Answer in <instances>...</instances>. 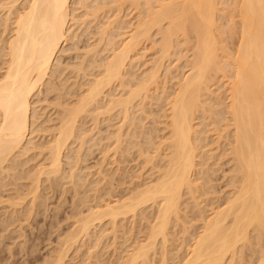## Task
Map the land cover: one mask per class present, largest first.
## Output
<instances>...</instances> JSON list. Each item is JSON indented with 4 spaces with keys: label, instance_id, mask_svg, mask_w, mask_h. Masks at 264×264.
Masks as SVG:
<instances>
[{
    "label": "bare ground",
    "instance_id": "1",
    "mask_svg": "<svg viewBox=\"0 0 264 264\" xmlns=\"http://www.w3.org/2000/svg\"><path fill=\"white\" fill-rule=\"evenodd\" d=\"M0 1L2 3V5L0 3V9L3 7V11L2 9L1 11L4 12L6 8L5 11L8 12V14L5 12L7 16L5 15L2 19L5 20L0 22V29H3L1 30L3 33L0 31L2 33L0 36H4V38L2 36V39L0 38L2 40H0L2 42H0L1 174L5 171L4 173L7 176V173H9L7 171L9 167L6 168L7 165L17 162L15 160L18 158L16 155L20 152L25 154V151L29 150L27 149L29 145L31 148L33 142L31 136L36 131L33 125L38 124L35 123L37 122L34 118L36 112L35 108L32 107V104H36V102L32 103V99L34 100L37 92L40 91L39 88L46 84L47 90L45 93L47 95L53 93L55 96L61 87L60 85H62V90H59L57 95L64 92L66 85L56 84L58 87H55L52 80L55 78L59 83V76L65 74L64 68L66 72L69 68H71L70 71H76L74 77L76 84L78 82V76L76 78V75H79L80 78L78 79L83 78L84 80H86L88 74L87 79L91 77V80L77 84L78 87L73 83V80V82L71 81L73 85L75 84V87L71 86L80 91L75 94L74 88L69 86L73 89V92L70 93H74L75 96H68L69 87L66 88L68 98L72 96L71 100L74 97L76 99L75 101L72 99L74 102L67 101L68 98H65L67 102L71 103L65 101L60 103L64 100L62 95L65 92L62 95L60 94L63 100L61 98L56 100L58 96H55L57 107L56 104H54V107L57 110L60 109L58 112L55 111V113L57 112V122L56 119L54 121L56 125L53 124L54 122L51 123L52 121H49V119L48 121L52 126L54 125L52 128L50 127L51 129H40L43 122L39 127L36 126L37 131L41 133L50 130L51 138L41 144L40 148L42 150L38 148L39 145L37 146L38 149L33 148L40 150V154L45 152L47 159L42 156L43 160L46 159V161L37 170L35 169V173L32 174V172L27 171V174L33 177L30 180L31 176H28L29 181L33 183L32 190L29 187L30 192L27 191L25 195L22 192L20 193L24 197L31 195L30 206L36 204V202L39 203L36 201L39 199L36 198V191L39 190L38 184L41 182V176L48 178L51 175L52 178H55L62 170H60L61 158L64 151L70 148L69 145L74 146L78 140L81 148L85 144V139L88 141L89 134L91 140L89 144L92 143L94 138L91 139V133L97 128L92 130L94 127L91 126V129L82 130L85 122L81 119L85 117L90 119L91 117L90 121H94L93 124H96V122L100 124L99 115L104 116V114L108 115L107 119L110 118L109 114L111 117L113 116L112 119H119L117 122L120 125L117 123L119 125L118 127L115 125L117 128L113 126L115 127L113 130H116L113 134L110 133L109 138L112 136L113 139L109 141V138H105L106 141L112 143L111 146L114 145L113 148L111 147L112 149L108 147L112 151L108 148L105 151L110 150V153L119 152L122 154L132 146V144L129 145L130 140L128 141V137L131 138L132 134H136L129 132V135L127 129H125L128 125L137 128L134 124L137 123L135 121L138 118H133L132 115L135 116L136 111L144 113L146 105L149 104L147 102H154L153 93L156 95V92L157 94L160 92V97L163 96L161 99L164 101L160 100L164 104L161 108L162 111L161 109L160 111L163 113L162 116L165 120L163 128L165 133H162L158 145H153L155 150L152 145L150 146V142L147 143L146 139L144 140L151 149L153 148L156 156H154V152V157H150L148 153L146 154L144 150L148 147H142L143 142L142 144L139 143L142 145H139L142 147L139 148V156L144 155L139 159L144 158L142 159L143 163L150 165L151 171L154 169L149 176L150 181L148 182V179L146 183L144 182L145 184L142 183L143 187L137 185L140 188L135 187L134 192L130 191L132 192L131 195L129 194L130 196L128 195L126 198L122 199L121 197L122 200L114 199L113 202L105 201V203L102 202L103 204H95L93 208H88V216L80 217L76 214L80 217L79 220L76 219L78 225L74 224L76 225L75 229H72L71 234L69 233V236L67 235L68 237H65V240L62 241L54 260L53 258L48 260L53 261L51 264H64L68 251L72 249L71 247L80 241L84 242L85 238L88 240L91 238L95 223L99 222L100 224L101 221L107 220L108 224H111L112 232H115L117 231L116 226L119 219L121 221V218L125 217L124 219H127L126 216L133 217L132 219L137 218L139 212L142 216L144 215L143 218L146 222L151 221L146 227L147 233H144V243L141 242L142 244L136 245L121 264H146L150 262V255L154 254V258L157 255L154 253L156 252L154 250L157 248V243L161 244L162 247L159 246L161 250L164 247L166 249V245L170 242L169 237H171L169 231L178 226L179 223H181V227L185 225L182 229L184 230L182 234L184 237L183 240L181 239L184 246L180 244V247L184 248V252L180 256H178L179 253H176L177 256L172 257L173 259L176 258L175 262L170 259L172 264H264V10L260 7L261 0H110V2L106 0L108 3L102 1L103 4L101 0H96V4L93 0L87 2H92V5L94 2V6H91L90 3L87 4L86 0H78L77 2L76 0ZM3 2L5 5H3ZM130 8L135 15L128 22H125L123 18H127L128 15H124V12ZM105 9H108V13L115 9L112 12L114 15L109 16L107 14L106 18L104 17L106 22H104L105 20H103L104 23L100 21V27L98 25L100 30L98 29L99 31L96 30L98 32H95L98 39L93 37L96 40L95 43L92 40L93 44L87 45V48L90 49L85 48L83 61L81 60L79 64H75L76 66L70 64V67H68V63L65 64L68 68H62L61 55L66 52L71 53V51L77 53L80 50L78 44L81 41L79 40L81 35L78 32L81 28L87 31V28L95 23L98 16H101L100 11H106ZM79 10H83V12L76 15ZM103 13L105 15V12ZM227 14L229 21L226 23L228 24L222 26L220 21L228 20L226 19ZM234 19L236 20L234 21ZM76 29H79V31ZM114 30L120 32L114 35V32H112ZM92 33L90 34L92 35ZM225 34L226 36L228 34L229 39L225 38ZM156 36H159L158 40H155ZM223 36L226 40L234 37L238 39L232 52L228 51ZM69 42L72 43L71 46L65 48ZM147 42L153 44L155 49L158 46L159 55H157L150 69L145 70L139 76L137 73L133 74L130 70L133 65L139 63L142 59L141 52H143V46ZM224 43L226 44L224 45ZM175 47L177 50L183 48L181 52L186 51L190 53V56L184 59L185 64L184 67L182 66L186 71L181 74L173 87L169 88L171 91L167 92L168 89L165 85L174 78H169L172 74L170 68L167 67L164 76L165 83L162 82L165 89L164 87L159 88L160 85L163 86L160 83V71L164 67L165 60L170 57L171 51L174 52V49L176 51ZM101 55V58L94 59V56L98 58ZM182 55L180 56L182 57ZM91 56H93L94 60H91L93 62L88 60L86 65L87 58L91 59ZM179 62L181 61L179 60ZM136 66L138 68V65ZM86 70L89 71L87 76L85 75ZM80 73L83 75H81L82 77ZM49 79L52 82H48ZM55 79L54 83H57ZM219 80H224L225 84L222 82V85L225 86V97L224 93L223 96H219L212 89L217 82L220 83ZM157 96L159 98V95ZM63 97H66V95ZM158 100L156 98L157 102ZM134 110L136 111L131 115ZM102 117L101 119H103ZM130 117L133 120H130ZM105 118L103 121L106 120ZM198 120L200 123L197 122ZM80 121L83 122L82 126ZM49 124L47 125L49 126ZM130 129L132 128L130 127ZM123 137H125V141ZM144 137L147 138L146 135ZM152 138L147 140L152 141ZM210 139L212 141H209ZM73 140L76 141L74 144L72 143ZM95 141L96 139L93 142ZM127 141L126 144L129 145V148L125 144ZM213 144L216 145L215 150H220L219 153L206 157L212 151L207 148ZM133 145L138 148V143ZM32 146L36 145L32 144ZM84 146L88 148L90 145ZM125 146L126 148H122ZM150 147L146 152L151 150ZM80 148L75 151L78 152L77 156L79 157L81 155L79 151L82 152V148ZM143 148L144 150H142ZM102 152L101 154H103L102 156L105 155L106 162V152L104 150ZM108 152L107 154L110 156ZM115 155L117 154H113V156ZM64 157H67L65 153ZM215 157L219 159L221 157H223L222 159L226 158L228 163L231 164V176L227 179L229 181V186L228 184L227 186L231 189V192H228L229 197L221 203L218 202L222 199L214 197L218 200V204H213L212 202H215V199L212 198L214 200L211 202L213 206L209 208L208 212L210 211V213L208 214L205 208L208 207V197L212 193L215 194V191H212L214 186L211 184L214 181L212 174L214 175L216 171L214 172V169L210 168V165H207L204 160L206 158L212 160ZM145 163L144 166L149 167ZM17 170L15 171L18 174L19 170ZM70 171L72 170L70 169ZM211 172L212 174H210ZM10 175L12 176L11 171ZM26 175L20 176L27 179V177L24 178ZM74 175L69 178L73 180ZM211 176L213 179H211ZM15 181H18V179ZM2 183L0 178V184ZM0 187H4V184ZM108 192H106V195ZM23 196L20 194L14 196L15 198L12 197V200L15 201L12 204L6 202L5 199L2 202L5 201L6 204L8 203L10 206L17 208L16 206L20 207L19 203L22 204L21 197ZM17 197L19 198L17 199ZM24 197L23 200L27 196ZM188 201L189 203H187ZM30 206L28 205L29 209ZM149 208L152 210H150L152 219L147 218L149 216L147 214L150 213L149 210L147 211ZM12 211L14 212L15 209ZM183 217L190 220L189 223L194 220V223L190 224V228L195 229L194 233L189 231ZM26 219L28 221L29 218ZM91 229H93L92 232ZM114 232L112 234H115ZM185 237H188V239ZM170 239L172 240V238ZM165 249L162 250L161 255L163 260L166 257L163 254ZM160 259L162 261V257ZM167 261L166 258L164 264ZM44 263L46 264V262Z\"/></svg>",
    "mask_w": 264,
    "mask_h": 264
},
{
    "label": "rangeland",
    "instance_id": "2",
    "mask_svg": "<svg viewBox=\"0 0 264 264\" xmlns=\"http://www.w3.org/2000/svg\"><path fill=\"white\" fill-rule=\"evenodd\" d=\"M77 1L78 0H76V2ZM88 1H92V0H86V3ZM93 1H95V4L97 3L96 0H93ZM102 1H103V3H108L107 1L110 2V0H107V1L101 0V3H102ZM104 1H106V2H104ZM5 2H6V0H5ZM0 3H1V1H0ZM89 3L91 4V6H94V2H93V5H92V2H89ZM89 3H87V4H89ZM1 5H2V3H1ZM3 5H5L4 2H3ZM1 9H0V22L4 21L5 19L4 20H2V19L5 17L6 14H8V12L5 11L6 8H5L4 12H2L3 9H2V11H1ZM105 10L106 11H104V10H102V12L100 11L101 16H98V18H97V20L99 22L96 20L94 24L92 23L93 25L88 24L90 26L88 27L89 29L87 28V31L83 28H81L80 31H79V29H76L77 31H79L78 33L81 35V39H79V40H81L82 42L80 41L78 44V46L80 45L79 47H80L81 51L78 50L77 53H76V51L75 52L71 51V53L66 52L65 54H62L61 55L62 60L60 59L61 63H62L61 64L62 68H64V67L68 68V67H70L69 66L70 64L71 65H75V64L77 65L82 60V58L84 59L83 53L85 52V48H87V45H91L92 40H94V43H95L96 40L93 38V37H95V38L97 37V35H96L97 33L95 34V32H98L100 30L99 27H100L101 23L106 22V19H104V17L106 18L107 14H109V16L114 15V14H112V12L115 9L112 11H109L111 13H108V9H105ZM5 12H6V14H5ZM82 12H83V10H79L78 13H76V15L81 14ZM103 12H105V15ZM129 14H131V15L129 16ZM98 15H99V13H98ZM124 15H126V16L128 15V17H130V18H128V17L123 18L125 20V22L126 21L128 22V20H130L133 17V15H135V14H134V12H131V8H130L124 12ZM228 17L229 16L227 14L226 19H228V20L224 19L225 23H224V21H220L222 23V26H223V24L224 25L228 24V23H226L229 21ZM100 18H101V20H100ZM103 20H105V21L103 22ZM235 20L236 19H234V21ZM100 21H101V23H100ZM1 25L3 26V24H1ZM98 25H99V27H98ZM2 26H1V28H2ZM75 28H77V27H75ZM82 29L85 31H83ZM1 30H3V29H0V31ZM96 30H98V31H96ZM1 32L3 33V31H1ZM1 32H0V34H2ZM84 32H85V34H83ZM92 32H94V33H92ZM112 32H114V35H115V33H119L120 31L118 32V31L114 30ZM86 33L88 36L90 35L88 38L86 37L87 36ZM90 33H92L93 36ZM84 35H86V36H84ZM1 36H0L1 39H2V37L4 38V36H2V37ZM82 36H84V37H82ZM224 36H225V38L229 37L228 34H227L228 37L226 36V34ZM224 36H223V39H225ZM158 37L159 36H156L155 40H158L159 39ZM91 38H93V39H91ZM86 39H89V40H86ZM96 39H98V37ZM227 40H226V43H227L228 51L230 50L229 52H232L234 49L233 47H236V43H237L238 39H236V37H234L233 39L228 40V42H227ZM231 40H234V41L231 42ZM226 43H224V45ZM71 44L72 43L69 42L65 48H69V46H71ZM144 47H145V50H144ZM154 47L155 46H153V44L151 45L150 42H147L146 45L143 46L142 51L144 52V54H143V52H141L142 53L141 56H143L144 58L141 57L142 59L140 60V62L133 65L134 70L135 69H137V70L134 71L133 68H131V70L129 69L130 72H133V74L137 73L140 76V75H142V73L145 70L150 69L154 60L157 58V55H159L158 54V46H156V49ZM83 48H84V51H83ZM91 48H92V46H91ZM89 49L90 48H87V50H89ZM182 49L177 50V48H176V51H175V49L173 50L174 52L171 51L170 57H168L169 59L167 58L165 60L164 67L160 71L161 72L160 83H162V82L165 83L164 76L166 75V68L167 67L170 68V71L172 74V76H169V78H171V77L174 78L170 82H167V84L165 85V87L168 89L167 92L171 91L169 88H172L173 85L177 82V80L181 76V74L186 71V69H183V67H184L183 65L185 64L184 59H186L187 56H190L189 55L190 53H188L186 51L181 52ZM184 49H185V47H184ZM226 50H227V48H226ZM173 53H174V56H173ZM184 54H186V55H184ZM180 55H182V57L184 56V58H182ZM177 56H179L181 59ZM92 57L93 56H91V59L88 57L87 61L85 58V61H86L85 64L88 63V60L91 61L93 59ZM95 57L96 56H94V59L97 60V59H99V57L101 58L102 55L98 56V58H95ZM177 59H178V61H177ZM65 60L66 61L68 60V62H66ZM179 60L181 62H179ZM91 62H93V61H91ZM65 64H68V67ZM136 65H138V68ZM70 69L71 68H69V70H67V72H66L65 68L63 69L65 74L62 71L63 75L59 76L60 79L62 78L61 80L58 79L60 81L59 83H58L57 79L54 78L55 81H57V83L56 82L54 83V79H52L53 84H55V87H58V86H56V84L57 85L63 84V86L65 84L66 85L65 87L67 88V87L73 85V83H75L76 79L74 77H75L76 71L74 70L75 72H73L72 70L70 71ZM69 71H70V73H69ZM88 72L89 71L85 72L86 74L85 73L84 74L87 76ZM68 73H69V75H68ZM67 75H68V77H67ZM81 75L82 74L80 73V76ZM77 76H78V78H80L79 75H76V78H77ZM88 76H89V74H88ZM87 77L85 78L86 80H84L83 78H81L82 80L77 78V81H78L77 84H79L81 82L85 83V81L87 82L88 80H91V77L88 79H87ZM49 81H51V80L49 79L48 82ZM64 81H66L67 83ZM219 81H220V83L217 82L216 83L217 85L215 84L212 89L214 90V92L216 94L218 93L219 96L220 95L223 96L225 86L222 85V82H223V84H225V83H224V80H219ZM61 82H64V83H61ZM77 84H76V87H78ZM60 86L62 87V85H60ZM73 86H71V87L74 88L75 86L74 87ZM46 87H47L46 84L43 85L42 87H40L39 88L40 91L37 92L36 97H34V100L32 99V103L36 102V104L35 103L32 104L33 105L32 107L35 108V112H36L35 116L36 117H34V118L36 119L35 121H37L35 123H38V124H35L33 122L35 124V125H33L34 126L33 128L36 130L34 133L36 135L32 134L31 139L33 138L32 144H34L36 146H32V144H31V148L29 147L30 145L27 148V149H29L28 150L29 152L25 151V154L23 152H22L23 154H21V152H20L18 155H16L18 158L20 157L19 159L17 157H16L17 159H15V160H17L18 163L15 161L14 164L9 163L10 165L9 164L7 165L6 168L8 169V167H9L8 170L6 169L7 171H9V173H7V176H6V173H4L5 171L2 173V174H4L3 177H2V174L0 173L1 182H3L2 184H4V187H0V201L1 202L5 199L6 202H9V203L11 202L10 204H12L13 202L15 203V201L12 200V197L15 198L14 196L20 195V194H21V196L25 195L27 193V191L30 192L29 187L32 190L31 186L33 185V183H32V181H29V179L31 180L33 177H32V175H29L27 173L28 172L29 173L32 172V174L35 173V171L38 169V167L40 165H43V163H45L44 161H46L47 155L44 154L45 152L40 154L41 151L40 150L38 151L36 149H38V148L41 149L40 148L41 144H43L44 141H46V140L48 141L51 138L50 130H49L50 133L47 131L45 133L44 132L41 133V132L37 131L38 130L37 127H39V125H41L42 122H43V124H42L43 126L41 125L40 129L41 128L49 129L50 127L52 128L54 125H56V123L54 121H55L56 116H57L56 113L60 109L57 110V108L54 107L55 106L54 104H56V107H57V102H55V101L59 100V98H61L60 94L62 95V93L65 92V94L62 95V98L64 100L61 98L63 101L60 100V101H62L60 103H64V101L67 102L68 100L71 102H74L76 100L74 97L72 98L74 101L72 99L70 100V98L74 95V93L73 94L70 93V92H73V89L70 87L68 88V90H69L68 96L69 95H72V96H70V98H68L67 93H66L67 89L65 87H64L65 89L63 88L64 92H61L59 95H57L59 93V90H62V88L60 87L61 89L59 88L57 94H55V96L56 95L58 96V99H56V97L54 96L53 93H51V94L49 93V95H47V93H45V91L47 90ZM160 87H164V84H163V86L160 85L159 88ZM165 87H164V89H165ZM161 89H163V88H161ZM161 89H160V91H161ZM77 90L78 89L75 90V88H74V92H76L75 94L80 92ZM56 91H57V89H56ZM65 95H66V97H63ZM153 95H154V102L149 101V102H147L149 104L146 103L147 105L145 107L144 113H138L136 110H134L131 113V115H132L136 111V113L134 114L135 116L132 115V117L133 118L136 117L139 120V122H138V120L135 121L137 123L134 124V126H136L137 128H135V127L133 128V126H131V125L130 126L128 125L125 128V129H127V132L129 135L131 132L136 133L135 135L132 134L131 138H130V136L129 137L127 136L128 141L130 140L129 145L132 144V146H130V148L132 150L129 148V145L126 144V143H128V141H127V142H125V144L127 145V148H129L130 150L127 149L128 152H126L127 151L126 150L125 151L126 154L122 153V154H124V155H122L119 152L110 153V150L114 146V145L111 146L112 143L109 142L113 139L112 136H111V138H109L110 133L113 134L114 130H116V129L113 130V128H115L116 126L118 127L120 125L117 122V121H119V119L118 120L117 119L114 120V118L112 119L113 116L111 117L110 114H109V117H110L109 119H107V117H108L107 114H104V116L99 115L101 122H100L99 117H98V121L100 122V124L96 122V124L94 123L95 124V126H94V124H93L94 121H92V122L90 121L91 117H90V119L85 117L84 119H81L83 122H85V123L82 122L84 124L82 130L86 131V129H88V128L91 129L92 127H94V128H92V130L97 128L96 130L93 131V133H91V139L94 138L93 141L95 139H96V141L95 142L92 141V143L89 144L91 142V140L89 139V136H90V134H89L88 135V141L89 142L85 139L84 145H87V146L90 145V146H88V148H86L83 145L84 147L83 146L81 147L82 152L78 150L79 153L81 154L80 157L77 156L78 152H75V151H77V148L78 149L80 148V144L78 143L77 139H74V140H77V142L74 140L72 141L73 144H74V142H76V143L74 144V146L69 145L70 146V148L68 147L70 149V150L68 149L70 151L69 153L67 152L68 150L64 151V153L67 155V157H64V153H63V156L61 158L62 163L60 166L61 167L60 170L61 169L62 170L60 171L61 174L59 173L56 176L57 179H55L56 177L52 178L51 175H50L51 177L49 176L51 178V180L49 177H48L49 178L48 179V178H46V176H43V177L41 176V178H40L41 182L39 181L40 184H38L39 190L36 191V193H37L36 198L37 197L39 198V199L37 198L38 200H36V201H38L39 203L36 202V204L34 203L33 205L30 206V204H31L30 199H32L31 195H26L27 197L25 196L26 199L28 198L27 200L25 199L26 201L23 200L24 196L21 197L22 202H21V200H19V201L22 204L19 203L20 207L16 206L17 208L10 206V204H8V203L6 204L5 201L2 202V204L0 202V264H43L44 262H46V264H51L53 261H48V260L49 259L52 260L51 258H53V260H54V257L58 254V251L61 247L60 245L62 244V241H64L65 237H68L69 233L71 234V232L73 231L72 229H75V226L78 225L76 219L79 220L80 217L88 216L87 213H88V210L90 209V207L93 208L95 206V204L96 205L103 204L102 202L105 203V201L106 202H110V201L113 202L114 199L120 200L121 197H122V199L124 197L126 198L129 194L131 195L132 192H130V191H133L134 188L137 187V185L143 187L142 183H144V182L146 183L148 179H149L148 182L150 181L151 178L149 176L154 171V169H153V171H151V168H150L151 166L147 165L145 162L144 163L146 164V166H149V167L144 166V163L142 160L144 158L139 159V158L144 156V155L141 157L139 156L140 155V151H139L140 149L139 148L148 147L147 149L145 148L146 150H144V148L142 150H144L146 154L147 153L150 154L149 155L150 157L156 156V153L154 152V150H155L154 146L158 145L160 138L162 137V133H165L163 131L165 120L162 116L163 113L161 112L162 111L161 108H163L162 106L164 105V104H162L164 101L161 99L163 96L160 97L161 96L160 92L158 94L156 92V95H155V93H153ZM157 95H159L160 99L158 98ZM43 96H44V99H43ZM155 96H157V97H155ZM224 97H225V93H224ZM53 98H54V101H53L54 103L52 102ZM65 98H68V99H66L67 101L65 100ZM156 98H157V100L159 99L158 102L156 101ZM41 100H42V103H41ZM160 100H162L163 102ZM71 102H67V103L70 104ZM102 105H103V103H102ZM135 109H137V108H135ZM160 109H161V111H160ZM55 111H57V112L55 113ZM42 116H43V118H42ZM105 116H106V118H105ZM101 117L103 119L105 118L108 121H106V120L103 121V119H101ZM132 117H130L131 118L130 120H133ZM85 119H87V120H85ZM48 120L52 121L51 123L54 122L53 123L54 125L52 126V124ZM32 121H34V120H32ZM44 121H45V123H44ZM56 122H57V119H56ZM197 122L200 123L199 120ZM46 123L47 124L50 123L49 126ZM82 123L80 121L81 126H82ZM117 123L119 125H117ZM96 126H98V127H96ZM113 126H115V127H113ZM130 127L132 129H130ZM129 129H130V131H129ZM137 130L138 131L140 130L141 134ZM127 132H126V134H127ZM148 132H150V133H148ZM40 134H42V135H40ZM145 135L147 138L144 137ZM148 135H149V137H148ZM106 136H108V137H106ZM134 136H136V137H134ZM150 136L153 137V138L151 137L152 141L147 140V139H151ZM127 137H126V140H127ZM105 138H107V139L109 138V141L108 140L106 141ZM123 138L125 141V137H123ZM145 139H146L147 143L148 142L151 143L150 146L152 145L154 150H153V148L151 149V147L146 144V142L144 141ZM209 141H212V139H210ZM38 142H39V144H38ZM142 142H143V144H142ZM100 143H101V146H100ZM137 143H138V148H135V146L133 144L136 145ZM139 143H141L143 146L140 145ZM70 144H71V141H70ZM93 144H94V146L91 147V145H93ZM95 144H97V145H95ZM123 144H124V142H123ZM38 145H39V147L37 148ZM139 145L142 147H140ZM145 145H147V146H145ZM77 146H79V147H77ZM133 146H134V148H132ZM215 146L216 145L213 144L209 148H207L208 150L210 149L212 151L209 152L206 157H209V156L211 157L212 155H217L219 153L220 150H215L216 149ZM34 147L36 149H33ZM108 147H110V148L112 147V148L110 149ZM149 147L151 150L146 152L149 149ZM84 148H85V150H83ZM107 148L110 149V150H108L109 152L107 151L108 153H110V156L105 151V150H107ZM122 148H126V146L122 147ZM222 148H221V150H222ZM103 150H104V152H106V158H107L106 162H105V155L102 156L103 154H101V152ZM223 150H224V148H223ZM153 152L155 153V155L153 154ZM38 154L41 156H39ZM113 154H117V155L113 156ZM21 155L22 156L24 155V156L22 157ZM220 155H221V153H220ZM42 156L45 157L46 159L43 160ZM83 156H85V157H83ZM69 157H70V159H68ZM102 157L104 158V161H103ZM218 157H220V156H218ZM218 157H215V159H212V160H211V158H209L210 160H208V158H206L207 160L206 159L204 160V162L207 165H210V168L214 169V172L216 171V173L213 175L212 174L213 170L211 169L212 172L210 174H212V176H214V179L211 176L212 177L211 179L214 180L213 183L211 182L212 183L211 185L214 186V189L212 191H215V194L210 191L212 193V195L210 194L211 196L208 197L209 198V201L207 200L208 207L205 208L206 213L208 212L209 208L213 206L211 204V202L214 201L213 200V199H215L214 197H216V199H222V200H220V202H218V200L215 199V202H212L213 204L217 203V202L221 203V202H223V200L225 198L229 197L228 192L229 191L231 192V189L228 187L229 181L227 180L231 176V171H230L231 164L228 163V159H226V158L222 159L223 157H221L219 159ZM66 159H68V160L66 161ZM79 159H81V160H79ZM25 160H26V162H24ZM154 162H156V161H154ZM73 163H75V164H73ZM103 163H104V165H103ZM101 167H102V169H100ZM16 169L19 170V171L17 170L18 174L15 171ZM70 169L74 172L70 171ZM75 170H76V172H75ZM10 171H11L12 176L10 175ZM100 173H102V174H100ZM23 174L26 175V176H24V178L27 177V179H23V176H20ZM72 175L75 176V178L73 177V180H71V178H69V177H72ZM8 176H10V177H8ZM28 176L29 177L31 176V177L29 178ZM152 177H154V176L152 175ZM17 179H18V181H15ZM53 182H55V183H53ZM2 184H0V185H2ZM227 184H228V186H227ZM34 186H33V188H34ZM1 188H3V189H1ZM137 188H140V187H137ZM97 191H99V192H97ZM107 191H109V192L106 195ZM20 192H22L23 195ZM98 193H100L101 196ZM102 194L103 195L105 194L104 195L105 197ZM122 195H124V196H122ZM28 196H30V197H28ZM217 197H220V198H217ZM18 198L19 197H17V199ZM96 198H98V199L96 200ZM102 198H104V199H102ZM10 199H11V201H10ZM17 199H16V203L18 202ZM80 199H81V201H80ZM203 199H205V198L203 197ZM83 201H85V202H83ZM205 201H206V199H205ZM42 203H43V205H42ZM187 203H189V201ZM205 203H203V204H205ZM38 204H39V206H38ZM28 205L30 206L31 211H30ZM40 205H42V206H40ZM205 206H206V204H205ZM11 209L12 210L15 209V211L13 212ZM150 210H151L150 208L147 209V211L150 213L149 214L146 213L147 216L149 215L147 217L148 219H149V217H150V219H152V214H151L152 210L151 211ZM13 213H15V214H13ZM139 213L136 216L137 218L134 217V219H132L133 217H130V216H128V217L126 216L127 219H124L125 217L121 218L122 221L119 219L117 222V226H116L117 228L115 227L117 229V231H115V232L113 231L115 234H112L113 229L110 227L111 224H108L107 220L101 221L102 223H100V224H99V222L95 223L94 230L91 229V232L93 230V232L91 233V236H90L91 238H89V240L87 238H85L86 239L85 241H84V239H82L84 242L80 241L78 244L71 247L72 249L70 248L71 250L68 251L67 258H65L66 260H64V262H65L64 264H77V263L78 264H121L124 261L125 257L127 256V254H130L132 252V250L136 247V245H139V243L140 244L144 243L143 242V240L145 239L144 233L145 232L147 233L146 227H148L149 222H151V221L148 220L146 222V220H144V218H143L144 215L142 216L141 213L139 215ZM209 213H210V211L208 212V214ZM29 214H30L31 218H30ZM76 214H78L80 217ZM26 218H29L28 221H26L27 220ZM183 219H185V218L183 217ZM184 222H185V224H187L189 231H192V233H194L195 229H193L194 230L193 231L190 228V224L194 223V220L191 223H189L190 220L185 219ZM74 224H76V225H74ZM179 224H180V226H179ZM179 224H178L179 228H177L178 226H176L173 228L174 230L171 229L169 231L172 234L170 235V233H169V236H171V237H169L170 242L166 245L167 250L165 249V247L162 249V250L165 249L163 254L166 256V257L164 256L165 259L166 258L168 259V261H167L168 263L166 262V264H172V262H170V259L172 261V259H173L172 257L177 256L176 253L177 254L179 253L178 256H180L181 253L184 252L183 251L184 248L180 247V246L183 244L182 238L184 237V235H182V234L184 233L183 232L184 230H182V229H184L183 227L185 225L183 227H181L182 226L181 223H179ZM173 231H175V232L173 233ZM170 238H172V240ZM185 238L188 239V237H185ZM180 241H182V242H180ZM95 244H98V245H95ZM159 246L162 247L161 244L158 242L156 245L157 248L155 247L156 249L154 250V251H156L154 253H156L157 255H155V258H154V254L150 255L151 258H150V262H147L148 264H164L165 259L163 260V256H161L162 250ZM182 246H184V245H182ZM181 250H182V252H181ZM89 254L91 255L90 257H89ZM161 257H162L163 263H161L162 262L160 259ZM174 260H176V258H174L173 261ZM151 261H153V263H151ZM239 264H241V263H239Z\"/></svg>",
    "mask_w": 264,
    "mask_h": 264
},
{
    "label": "snow or ice",
    "instance_id": "3",
    "mask_svg": "<svg viewBox=\"0 0 264 264\" xmlns=\"http://www.w3.org/2000/svg\"><path fill=\"white\" fill-rule=\"evenodd\" d=\"M260 7L262 10H264V0H261Z\"/></svg>",
    "mask_w": 264,
    "mask_h": 264
}]
</instances>
